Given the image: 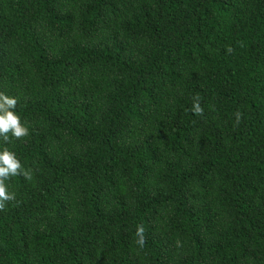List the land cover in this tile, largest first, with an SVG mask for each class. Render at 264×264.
Wrapping results in <instances>:
<instances>
[{
	"label": "trees",
	"instance_id": "1",
	"mask_svg": "<svg viewBox=\"0 0 264 264\" xmlns=\"http://www.w3.org/2000/svg\"><path fill=\"white\" fill-rule=\"evenodd\" d=\"M0 92V264H264V0H0Z\"/></svg>",
	"mask_w": 264,
	"mask_h": 264
},
{
	"label": "clouds",
	"instance_id": "2",
	"mask_svg": "<svg viewBox=\"0 0 264 264\" xmlns=\"http://www.w3.org/2000/svg\"><path fill=\"white\" fill-rule=\"evenodd\" d=\"M16 105V98L0 92V137L6 142L9 140V133L16 139L27 136L29 133L28 128L21 124L19 116L13 111ZM201 111L199 106L195 107L197 114H200ZM237 120H239V113H237ZM17 175L28 180L32 179L31 170H25L16 155L5 148L0 151V210L5 208V202L15 200V193L8 191L5 181L9 177ZM143 231L142 226L137 227V236L139 237L137 243L141 246L145 242Z\"/></svg>",
	"mask_w": 264,
	"mask_h": 264
}]
</instances>
